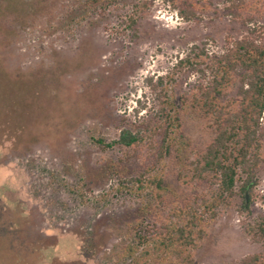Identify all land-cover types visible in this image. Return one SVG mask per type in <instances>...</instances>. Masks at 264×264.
<instances>
[{
    "label": "rangeland",
    "instance_id": "rangeland-1",
    "mask_svg": "<svg viewBox=\"0 0 264 264\" xmlns=\"http://www.w3.org/2000/svg\"><path fill=\"white\" fill-rule=\"evenodd\" d=\"M244 3L0 0V264H128L122 250L143 244L138 235L149 238L163 221L194 210L203 230L193 264L264 254L245 229L264 213V113L251 212L240 211L237 197L214 214L201 204L208 181L177 178V145L164 147L167 125L155 116L160 90L179 104L207 79L206 56L264 24V0ZM192 46V62L180 63ZM148 78L162 85L154 90ZM178 116L169 133L204 145L205 124ZM126 128L140 129L141 142L106 146ZM140 174L164 178L163 204L132 182ZM179 263L159 255L150 264Z\"/></svg>",
    "mask_w": 264,
    "mask_h": 264
},
{
    "label": "trees",
    "instance_id": "trees-1",
    "mask_svg": "<svg viewBox=\"0 0 264 264\" xmlns=\"http://www.w3.org/2000/svg\"><path fill=\"white\" fill-rule=\"evenodd\" d=\"M89 4L112 3L117 0H86ZM174 3L175 0H165ZM235 8L245 4V0H229ZM186 8L190 6L184 2ZM250 7V6H249ZM178 8L182 17L194 16V12ZM252 8V6H251ZM131 27L136 20L129 18ZM249 34L239 40L228 41L225 50L212 56H206L208 77L188 97H182L179 104L168 98L165 93H158L155 116L161 120L156 125L166 124L163 130L164 147L176 144L179 153L176 162L177 178L185 185H192L201 180L208 181L212 189L201 197L205 212L214 214L218 207L228 206L233 198H240L241 212L250 213L254 200L252 190L257 183L256 169L263 162L261 119L264 113V24L257 30L249 27ZM197 46H192L189 55L179 62L189 63L195 55ZM203 53V49H199ZM204 54V53H203ZM204 73V71H202ZM147 85L157 89L162 79ZM144 106L136 109L138 112ZM191 114L203 122L209 137L207 142L193 145L190 138L181 133L171 135L170 128L179 125V113ZM149 124H152L149 121ZM149 130L153 128L149 127ZM142 133L138 128L121 129L118 138L106 146L117 144L130 148L141 142ZM98 143L104 144L100 139ZM137 188L145 193V198L163 204L170 192L160 175L145 177L140 174L132 179ZM202 215L197 211L177 215L176 221H163L158 229L143 240L140 246H126L122 257L128 264H150L159 255L178 259L179 264H193L191 250L202 232ZM246 232L253 240L264 243V213L258 215L252 224H246ZM241 264H264V254L244 257Z\"/></svg>",
    "mask_w": 264,
    "mask_h": 264
}]
</instances>
